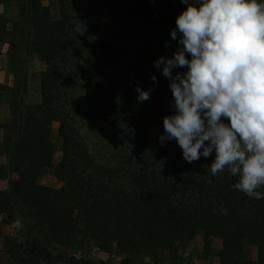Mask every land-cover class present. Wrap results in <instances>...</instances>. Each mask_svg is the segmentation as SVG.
Listing matches in <instances>:
<instances>
[{"label":"trees","instance_id":"trees-1","mask_svg":"<svg viewBox=\"0 0 264 264\" xmlns=\"http://www.w3.org/2000/svg\"><path fill=\"white\" fill-rule=\"evenodd\" d=\"M16 1L18 20L0 13V43L26 63L38 57L52 67L39 73L38 101L22 107V77L14 74V114L0 142L6 159L0 172L17 177L0 190V219L19 212L42 245L66 248L88 239L121 255L119 264H136L142 255L148 258L143 264L174 260L198 233L205 245L220 240V264H264V198L235 190L238 177L228 169L212 176L214 153L188 163L174 139L159 141L163 118L175 109L170 81L153 62L176 51L170 30L186 4L56 0L53 13L41 0ZM136 86L150 90V99L137 102ZM6 89L0 82V92ZM54 123L61 143L55 164ZM48 169L61 187L37 182ZM258 191L264 196V186Z\"/></svg>","mask_w":264,"mask_h":264},{"label":"clouds","instance_id":"clouds-1","mask_svg":"<svg viewBox=\"0 0 264 264\" xmlns=\"http://www.w3.org/2000/svg\"><path fill=\"white\" fill-rule=\"evenodd\" d=\"M181 2L186 8L170 30L178 47L171 58L161 56L153 62L170 81L175 109L163 118L159 141L174 139L188 163L214 153L212 176L228 169L238 177L235 190L262 199L258 189L264 186V2ZM176 68L186 71L174 74ZM151 79L157 82L155 75ZM135 90L137 102L150 99V90ZM219 212L227 215L223 207Z\"/></svg>","mask_w":264,"mask_h":264},{"label":"rangeland","instance_id":"rangeland-1","mask_svg":"<svg viewBox=\"0 0 264 264\" xmlns=\"http://www.w3.org/2000/svg\"><path fill=\"white\" fill-rule=\"evenodd\" d=\"M41 3L48 6L54 13L57 9L56 0H41ZM0 13L5 15L11 22L16 21L20 17V10L16 0H3L0 4ZM26 24V28H27ZM28 30L26 29V32ZM27 35V33H26ZM22 39V49L25 48V38ZM16 53L11 49L8 43H0V82L7 86V89L0 92V142L4 136L6 129L4 126L8 124L14 114L12 98L14 93V74L17 71L22 79L19 87L18 107H22L29 103L38 101V77L43 70L50 69L52 65L49 62H24L23 56L16 53L11 57L10 53ZM20 54V55H18ZM18 55V56H17ZM16 87V86H15ZM58 125L54 123L51 127L50 136L54 146L53 163H57L61 158V143L57 133ZM1 150V148H0ZM0 164L6 165V159L0 151ZM16 174L4 169L0 172V190H9L11 182L16 179ZM37 182L41 185L59 188L62 182L59 181L50 169L42 172L37 178ZM0 264H108V261L99 257L100 251L91 240L78 238L72 247H54L44 246L36 238L34 232L30 229L27 222L21 217L20 213L12 219H0ZM203 236L202 233L197 234V238ZM192 241V240H191ZM186 242L180 247L190 243ZM194 241V240H193ZM204 243V236L202 238ZM220 241L212 238L204 248L213 253L218 250ZM12 248L13 253L8 252ZM96 248V249H95ZM253 251V246L249 249V254ZM92 253H94L92 255ZM105 253V252H103ZM114 254V256H112ZM115 258L120 263L122 257L116 252L108 253V258ZM120 257V258H119ZM204 260V255L198 257ZM148 262V258L140 257L136 264ZM161 262V263H160ZM163 260L159 261L162 264ZM169 264V263H168Z\"/></svg>","mask_w":264,"mask_h":264},{"label":"crops","instance_id":"crops-1","mask_svg":"<svg viewBox=\"0 0 264 264\" xmlns=\"http://www.w3.org/2000/svg\"><path fill=\"white\" fill-rule=\"evenodd\" d=\"M197 237L198 236L196 235L193 239L194 241L192 240L190 243L186 244L185 246L180 247V249L178 250V258L174 260H163L162 264H168V263L169 264H220L217 253L221 247V243L219 244V247H218V250H216V253H213L211 251H208V249L204 248L205 243H203L202 241L203 236L201 235L200 238H197ZM93 254L94 253H92V255ZM200 254L204 255V258H205L204 260L198 258ZM112 256H114V254H112ZM99 257L103 260L108 261V264H119V262H117L119 260H116L115 258H112V257L108 258V253L100 252ZM140 257H146V256L142 255V256H139V258ZM250 258L251 259L256 258V248L255 247H253V251L250 254ZM146 260H147V257H146Z\"/></svg>","mask_w":264,"mask_h":264}]
</instances>
